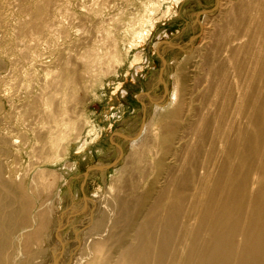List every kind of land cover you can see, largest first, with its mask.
<instances>
[{"label":"rangeland","instance_id":"1","mask_svg":"<svg viewBox=\"0 0 264 264\" xmlns=\"http://www.w3.org/2000/svg\"><path fill=\"white\" fill-rule=\"evenodd\" d=\"M237 4L0 0L10 264H93L97 249L116 264L120 237L139 244L125 213L138 212L132 223L141 225L151 212L156 224L150 208L187 159L205 61L231 60ZM178 106L191 113L173 120Z\"/></svg>","mask_w":264,"mask_h":264},{"label":"bare ground","instance_id":"2","mask_svg":"<svg viewBox=\"0 0 264 264\" xmlns=\"http://www.w3.org/2000/svg\"><path fill=\"white\" fill-rule=\"evenodd\" d=\"M262 9L261 0H238L231 60L205 61L186 162L178 161L173 180L150 208L159 210L156 224L151 212L141 225L132 223L138 212L125 213L131 240L139 244L120 237L116 264H264V21L257 26ZM186 113L191 110L182 113L178 106L170 118ZM14 221L0 216V264H10L6 222ZM98 251L93 264H109L97 258Z\"/></svg>","mask_w":264,"mask_h":264}]
</instances>
